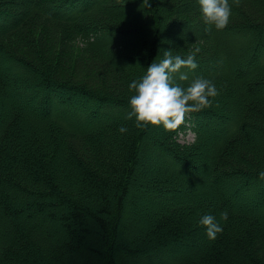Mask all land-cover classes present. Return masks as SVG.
Returning <instances> with one entry per match:
<instances>
[{
	"label": "trees",
	"instance_id": "1",
	"mask_svg": "<svg viewBox=\"0 0 264 264\" xmlns=\"http://www.w3.org/2000/svg\"><path fill=\"white\" fill-rule=\"evenodd\" d=\"M149 3L0 0V264H264V0L223 30ZM169 49L219 94L138 129L129 85Z\"/></svg>",
	"mask_w": 264,
	"mask_h": 264
},
{
	"label": "clouds",
	"instance_id": "2",
	"mask_svg": "<svg viewBox=\"0 0 264 264\" xmlns=\"http://www.w3.org/2000/svg\"><path fill=\"white\" fill-rule=\"evenodd\" d=\"M205 24L214 25L217 30H223L229 23L232 14V5L229 0H198ZM239 7L240 0H233ZM146 7H151L149 0H144ZM198 67L195 54L186 58L173 55L172 50L163 51V59L153 61L145 74L129 85V90L134 92L130 97L131 111L125 119L135 118V126L145 129L149 125L163 126L166 131H175L185 123L186 117L193 112L211 107L212 100L219 92L215 84L204 77L193 78L186 86L175 80L179 74L180 81H188L187 73L181 72L182 68L194 70ZM121 133L127 128L121 126ZM264 180V171L259 173ZM221 219L227 220L228 213H221ZM199 223L205 227L209 239H216L223 228L213 215L206 214L200 218Z\"/></svg>",
	"mask_w": 264,
	"mask_h": 264
},
{
	"label": "rangeland",
	"instance_id": "3",
	"mask_svg": "<svg viewBox=\"0 0 264 264\" xmlns=\"http://www.w3.org/2000/svg\"><path fill=\"white\" fill-rule=\"evenodd\" d=\"M194 136H195L194 133L191 132V131H189L188 134H182V135H181V137H180V141H181V142H191V141H193Z\"/></svg>",
	"mask_w": 264,
	"mask_h": 264
}]
</instances>
